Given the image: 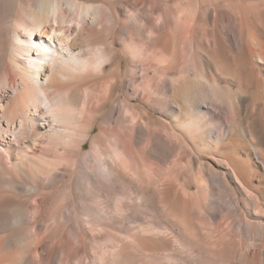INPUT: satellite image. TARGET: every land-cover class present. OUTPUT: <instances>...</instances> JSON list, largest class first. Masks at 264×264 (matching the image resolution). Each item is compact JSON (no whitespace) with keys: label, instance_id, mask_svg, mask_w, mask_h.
I'll list each match as a JSON object with an SVG mask.
<instances>
[{"label":"bare ground","instance_id":"6f19581e","mask_svg":"<svg viewBox=\"0 0 264 264\" xmlns=\"http://www.w3.org/2000/svg\"><path fill=\"white\" fill-rule=\"evenodd\" d=\"M0 264H264V0H0Z\"/></svg>","mask_w":264,"mask_h":264},{"label":"rangeland","instance_id":"374dc122","mask_svg":"<svg viewBox=\"0 0 264 264\" xmlns=\"http://www.w3.org/2000/svg\"><path fill=\"white\" fill-rule=\"evenodd\" d=\"M208 71H209L211 76L217 77V75H218L217 66L213 62H211L209 64ZM248 85L251 86V84H249V83H248ZM256 117L257 116L254 113L250 112V111L245 112L243 114V116H242V120L238 121L239 122V126L240 127H245L249 132H255L256 131V124H255ZM147 216L150 217L149 215H146L145 217H147ZM229 220L230 219H228V221ZM141 221L142 222L144 221L143 224L146 223V220H140V222ZM140 222L138 221L137 223H140ZM132 225H134V224H132ZM77 259L80 260L81 259V255H78ZM154 261H156V260L153 259V262ZM154 263H157V262H154Z\"/></svg>","mask_w":264,"mask_h":264}]
</instances>
